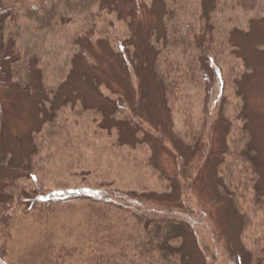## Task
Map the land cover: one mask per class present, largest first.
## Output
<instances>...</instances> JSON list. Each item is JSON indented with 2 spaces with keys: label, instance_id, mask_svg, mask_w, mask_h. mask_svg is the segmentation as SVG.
<instances>
[{
  "label": "rangeland",
  "instance_id": "rangeland-1",
  "mask_svg": "<svg viewBox=\"0 0 264 264\" xmlns=\"http://www.w3.org/2000/svg\"><path fill=\"white\" fill-rule=\"evenodd\" d=\"M115 1L87 37L77 19L42 33L20 20L0 52V264H264V0H216L209 20L206 0L176 10L194 48L169 105L149 69L162 4ZM25 44L36 55L20 89L6 69ZM243 130L259 194L231 159ZM106 228L113 246L96 253L86 239Z\"/></svg>",
  "mask_w": 264,
  "mask_h": 264
},
{
  "label": "trees",
  "instance_id": "trees-1",
  "mask_svg": "<svg viewBox=\"0 0 264 264\" xmlns=\"http://www.w3.org/2000/svg\"><path fill=\"white\" fill-rule=\"evenodd\" d=\"M159 1L162 5L157 8L156 16L161 19V24L166 30L160 39H158V37H151L149 49L152 53V60L150 61L149 69L156 82L160 84L162 88L166 105H169L175 99L176 90L179 86L181 60L185 57L184 55H186L188 51L191 52L194 47L189 41V36L185 32H182L175 14L176 10L179 9V14L183 16V10L185 13V8L188 7L187 0H174L172 4H168L166 1L164 2V0ZM214 2H216V0H206V5L203 6V15L207 20L210 19V15L215 11L214 7L212 10H208ZM116 4L117 1L115 0H0V41L2 44L0 52L2 53L5 51L4 46H6L10 39L9 32L11 31V27H13L14 30V26H16L20 20L31 22L35 25V29L42 33L60 22H72V20L77 19L81 29L79 33L87 37L85 34H88L95 24L103 20L102 15L104 13L107 11H116ZM78 48L76 50H82L80 46H78ZM256 48L258 51L264 53V45H259ZM12 51H16L18 55L15 60L8 64L6 75L10 82H15L17 87L25 89V85H27L30 78V61L34 59L36 52H34L35 50L33 47L28 46V44H25L23 47H18L16 50L12 48ZM193 60L194 59L191 57L190 63H195ZM173 71L176 77L171 79L170 75ZM243 121L245 122V120ZM230 131L233 133L232 129L229 127L228 134ZM237 136L236 140L233 138L229 139L231 147L233 148L231 159L243 165L241 170L244 171V173L248 172L253 175L255 182L254 188L256 193L259 194L260 187L258 186V181L255 179L259 174L257 150L253 147L251 139H249L250 134L247 130H243L240 133L237 131ZM32 152L33 154L36 153V148H34ZM17 170L20 171L21 168L19 167ZM230 170L222 168L221 172L228 173L229 177H231L233 173L237 174V172H232ZM240 173V175H244V173ZM3 196L6 195L3 191H0V198H3ZM11 197L8 202L4 200L0 202V263L5 257V246L10 238L11 226L9 222L10 215L7 213L9 207L7 203L10 204L12 202ZM227 201L229 205H231L233 214L243 218L242 214L240 215L238 211V205L236 206L233 201L228 199ZM106 231H108V228L97 231L96 233L92 231L88 234L86 241L90 246L96 247V253L100 248H102V252H104L105 248L113 246L114 239L109 237L108 234L101 237L97 236ZM121 251L122 247L120 246L118 247V252L121 253ZM102 256L104 258L101 260V263H108L106 255L104 254ZM87 261L90 263L93 261V258L90 257Z\"/></svg>",
  "mask_w": 264,
  "mask_h": 264
}]
</instances>
